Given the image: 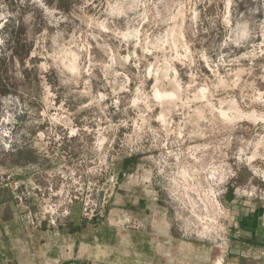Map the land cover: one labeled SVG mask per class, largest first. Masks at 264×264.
Segmentation results:
<instances>
[{
	"label": "rangeland",
	"instance_id": "rangeland-1",
	"mask_svg": "<svg viewBox=\"0 0 264 264\" xmlns=\"http://www.w3.org/2000/svg\"><path fill=\"white\" fill-rule=\"evenodd\" d=\"M0 191L55 264H264V0H0Z\"/></svg>",
	"mask_w": 264,
	"mask_h": 264
},
{
	"label": "crops",
	"instance_id": "crops-1",
	"mask_svg": "<svg viewBox=\"0 0 264 264\" xmlns=\"http://www.w3.org/2000/svg\"><path fill=\"white\" fill-rule=\"evenodd\" d=\"M13 207L12 199L0 191V264H55L52 251L55 252L56 245L52 232L27 229ZM84 259L87 260L86 257L81 260Z\"/></svg>",
	"mask_w": 264,
	"mask_h": 264
},
{
	"label": "bare ground",
	"instance_id": "bare-ground-1",
	"mask_svg": "<svg viewBox=\"0 0 264 264\" xmlns=\"http://www.w3.org/2000/svg\"><path fill=\"white\" fill-rule=\"evenodd\" d=\"M218 264H220V263H218Z\"/></svg>",
	"mask_w": 264,
	"mask_h": 264
}]
</instances>
